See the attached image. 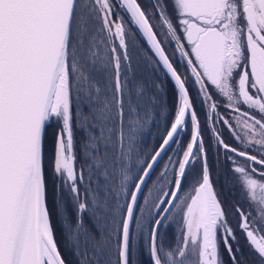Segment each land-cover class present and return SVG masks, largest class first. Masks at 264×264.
I'll use <instances>...</instances> for the list:
<instances>
[{
  "label": "snow or ice",
  "instance_id": "1",
  "mask_svg": "<svg viewBox=\"0 0 264 264\" xmlns=\"http://www.w3.org/2000/svg\"><path fill=\"white\" fill-rule=\"evenodd\" d=\"M0 264H264V0H0Z\"/></svg>",
  "mask_w": 264,
  "mask_h": 264
}]
</instances>
